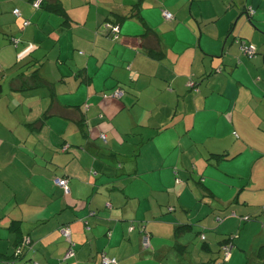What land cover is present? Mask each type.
Returning a JSON list of instances; mask_svg holds the SVG:
<instances>
[{
	"label": "crops",
	"instance_id": "0c3cea01",
	"mask_svg": "<svg viewBox=\"0 0 264 264\" xmlns=\"http://www.w3.org/2000/svg\"><path fill=\"white\" fill-rule=\"evenodd\" d=\"M58 1L0 0L1 259L263 264L264 0Z\"/></svg>",
	"mask_w": 264,
	"mask_h": 264
},
{
	"label": "built area",
	"instance_id": "2783aa9c",
	"mask_svg": "<svg viewBox=\"0 0 264 264\" xmlns=\"http://www.w3.org/2000/svg\"><path fill=\"white\" fill-rule=\"evenodd\" d=\"M41 4H42V0H33L31 5L32 7L35 9V10H39L41 8ZM12 14L15 16V17H21V12L19 11V9L15 8L12 10ZM162 15L164 17L165 20H171L173 18L172 14L169 13L168 11H165L163 10L162 11ZM30 25V21L29 20H24L23 21V26L26 27ZM105 29L108 31V33L110 35H112L113 37L117 38L118 37V34H119V26L117 25H110V24H106L105 25ZM11 42L13 44H17L18 43V40L15 39V38H11ZM239 44V48L241 50V52L249 59L253 58L255 55H256V47L250 43H247L245 41H239L238 42ZM188 87L189 88H192V89H195V85L192 81H188L187 83ZM122 91L121 90H116L114 91V93H112L109 97L110 98H120L122 96ZM101 139L104 141L105 140V136L104 135H101ZM263 162H264V157L262 158ZM55 185L57 186H60L64 189V191L66 193H68V188H67V182L66 180L64 179H55L54 181ZM243 220H249L248 217H244ZM61 234L62 236L65 238V239H68L70 238V232H69V229L67 227H63L61 229ZM204 238V237H202ZM143 240L145 242V244H147V239L146 237H143ZM223 250L225 251V254L226 256H228L229 253L227 252H230L229 250V246L223 248ZM73 255V250L72 249H69L68 252L66 253V256L65 257H69ZM102 263L103 264H118L117 261L114 259V258H108L106 256H102Z\"/></svg>",
	"mask_w": 264,
	"mask_h": 264
},
{
	"label": "trees",
	"instance_id": "16d2710c",
	"mask_svg": "<svg viewBox=\"0 0 264 264\" xmlns=\"http://www.w3.org/2000/svg\"><path fill=\"white\" fill-rule=\"evenodd\" d=\"M32 1H33V0H31V3H32ZM41 9H44V10L47 9V11H49L51 14H55V15H57V16H60V17H63V18H67L66 13H65L63 7L61 6V4L59 3L58 0H42ZM134 10H135V9H134ZM162 11H163V10H162ZM165 11H166V10H165ZM169 13H170V12H169ZM106 24L117 25V26H119L118 23L106 22L104 25H106ZM119 31H120V26H119ZM108 36L110 37V39H112V40L115 41V40L118 39L119 34H118V37H117V38L113 37V36L110 35L109 33H108ZM149 54L152 55V56H153L154 58H156V59H158V58L161 57V55H160L158 52L150 51ZM116 90H121L122 93H123V90L120 89V88H119V89H114L113 91H111V92H109V93H102V94L100 95V98H101L102 100H116V98H110V97H109V96H110L112 93H114V91H116ZM1 95H2V87H1V85H0V98H1ZM121 97H123V94H122ZM121 97H120V98H121ZM120 98H117V99H120ZM87 108H88V106H87ZM101 135H104V136H105V140H104V141L101 139ZM101 135H100L99 138H100L103 142H106V135H105V134H101ZM61 149H62L63 152L66 151V148H61ZM55 179H64V178H54V179H53V182L55 181ZM64 180H67V179H64ZM66 182H67V181H66ZM54 184H55V183H54ZM56 186H57V185H56ZM57 187H59V188L62 190V192H63V194H64L65 196L69 194V191H70V190H69L68 185H67L68 193H66L62 187H60V186H57ZM170 210H171V209H170ZM248 218H249V217H248ZM63 227H64V226H63ZM63 227H61V228L59 229V232L61 231V229H62ZM65 227H66V226H65ZM67 228H68V227H67ZM68 229H69V228H68ZM178 229H181V227H178L177 230H178ZM69 232H70V230H69ZM141 234H142L143 237H146V239H147V244H148L149 234L146 232V230L141 231ZM62 237H63V236H62ZM63 238H64V237H63ZM64 239H65V238H64ZM65 240L69 243L70 249H72V243H71V241H70V238H69V240H68V239H65ZM25 242H28V241H25ZM25 242H24V241L19 242L18 245L15 246L14 251H13V254H12L10 257H8V259H1V257H0V262H1L2 264H14L16 261H18L19 259H21V258L24 256V254H25L24 251L26 250V247L29 248L30 250H32V247H31L32 244L29 245V242H28V243H25ZM147 244H144V245L146 246ZM101 261H102V257H101ZM30 264H39V263L34 262V261H31ZM263 264H264V263H263Z\"/></svg>",
	"mask_w": 264,
	"mask_h": 264
},
{
	"label": "rangeland",
	"instance_id": "374dc122",
	"mask_svg": "<svg viewBox=\"0 0 264 264\" xmlns=\"http://www.w3.org/2000/svg\"><path fill=\"white\" fill-rule=\"evenodd\" d=\"M4 75H5V72L4 71H2V72H0V85H2V84H7L8 83V81H6V78L4 77ZM2 78L4 79V81L2 80ZM4 87V93H3V96H5L6 94V92H7V89H6V87L5 86H3ZM1 104V103H0ZM3 107H5L4 105L2 106V108ZM15 144V143H14ZM35 181H36V178L35 179H30L29 180V183H28V185L27 184H25L24 186L28 189V190H33L34 189V184H35ZM193 239L195 238V233L193 234Z\"/></svg>",
	"mask_w": 264,
	"mask_h": 264
},
{
	"label": "clouds",
	"instance_id": "9594fccd",
	"mask_svg": "<svg viewBox=\"0 0 264 264\" xmlns=\"http://www.w3.org/2000/svg\"><path fill=\"white\" fill-rule=\"evenodd\" d=\"M40 9H41V8H40ZM40 9H39V10H40Z\"/></svg>",
	"mask_w": 264,
	"mask_h": 264
}]
</instances>
